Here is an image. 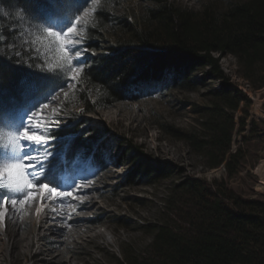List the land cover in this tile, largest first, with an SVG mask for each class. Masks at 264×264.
<instances>
[{
	"label": "trees",
	"instance_id": "1",
	"mask_svg": "<svg viewBox=\"0 0 264 264\" xmlns=\"http://www.w3.org/2000/svg\"><path fill=\"white\" fill-rule=\"evenodd\" d=\"M145 1L151 5L135 21H122L127 37L105 49L95 42L89 44L101 50L86 57L89 68L99 72L93 77H85L83 72L78 75L74 92L66 101V105L74 101L82 107L81 112L71 111L67 122L73 136L59 146L52 141V151L58 147L61 151L62 170L57 176L60 187L61 176L71 171L80 156L90 157L102 168L107 165V144H99L100 127H87L86 114L139 99L137 92L144 86L161 83L197 90L218 80L220 85L206 93L208 104L199 107L197 127L165 128L200 157L204 171L225 164L223 177L209 180L190 175L174 185L159 222L148 226L151 242L139 252L124 249L122 257L113 258L114 264H264V192L247 196L230 182L249 165L247 149L242 144L234 149L236 135H241L246 144L264 138V118H250L252 97L232 80L221 62V56L232 55L249 87L264 88V0H209L199 9L171 0ZM113 3L99 0L88 5L93 7L90 17L95 23L89 29L90 38H97L115 20ZM120 4V0L115 1V5ZM25 6L26 0H0V34L4 35L0 58L27 72L55 70L57 67L43 66L33 52L18 47L14 39L18 35L11 33L12 29L19 31V20H10L7 13L15 17L20 12L26 17ZM8 44L14 47L9 49ZM17 51L20 57L15 55ZM17 60L20 64L15 63ZM121 72L126 79L120 80ZM199 72L201 78L197 80ZM114 81L120 84L112 87ZM133 84L139 88L130 93L127 89ZM146 155L144 151L135 155L130 184H137V178L157 182L170 176L164 162L153 167Z\"/></svg>",
	"mask_w": 264,
	"mask_h": 264
},
{
	"label": "rangeland",
	"instance_id": "2",
	"mask_svg": "<svg viewBox=\"0 0 264 264\" xmlns=\"http://www.w3.org/2000/svg\"><path fill=\"white\" fill-rule=\"evenodd\" d=\"M115 1L111 11L116 18L101 30L97 38L89 36L90 27H95L90 17L92 10L87 14H81L75 33L76 39L82 41L83 46L89 49L86 57L101 51L92 49L89 46L92 42L105 49L127 37L128 32L123 30L122 21L127 19L130 22L135 21L137 15L151 5L145 0H120V5H115ZM171 1L181 6L199 9L209 0ZM7 15L10 20H19V31L16 33L18 36L14 38L18 47L33 52L47 68L58 67L63 63V52L58 47L55 51L52 50L53 45L49 43L46 34L41 38L29 26L30 21L20 12H16L15 17L9 13ZM221 62L232 80L252 97L250 118H264L262 108L264 88L252 90L249 87L232 55L221 56ZM72 75L76 76L74 86L61 91L55 100H51L47 107L37 109L31 120L27 121L33 128L45 130L46 127L51 128L58 117L69 122L71 111L81 112V105L74 101L66 105V101L74 92L78 77L75 73ZM195 78L199 80L201 73H197ZM219 85L218 80H211L208 86L200 89L183 90L170 88L161 83L153 84L150 87L144 86L137 92L139 99L122 101L97 113L86 114L85 117L89 119L88 128H101L97 135L100 136L101 146L107 144L105 148L107 165L102 168L90 157L80 156L71 171L61 176V187L57 189V192L67 191L68 199L64 204L53 205L51 211L54 213L62 209L72 199H77L80 203L89 202L88 206L79 209L74 216L64 214L63 223L61 220L48 221L46 228L57 222L58 226L63 228V232L43 231L41 234L46 236L41 239L35 236L33 238L35 245L27 254L25 252L27 243L24 239L31 230L27 203L29 199L37 197L40 190L35 186L27 189L30 195L24 198L23 204L19 201L14 204L21 215L23 229L20 237L23 240L15 252L12 251L11 245L6 247L4 257H0V264H114L113 258L122 257L126 248L138 252L145 249L153 238L148 226L159 222L166 198L174 185L190 175L209 180L221 179L224 175L222 167L204 171L200 157L183 141L171 136L165 128L174 126L192 130L197 127L200 120L199 107L206 106L209 101L206 95L208 89ZM239 114H242V111H239ZM21 123L17 115L7 126L0 125V165L12 158L10 145L18 141L10 133H14ZM63 125L65 124H61L60 127ZM241 137L236 135L234 149L241 144L247 149L249 165L230 182L237 191L257 197L264 192V138L246 144ZM45 139L42 137V140ZM141 151L147 154L146 158L153 167L164 162L163 167L170 171V176L162 177L157 182H151L146 177L137 178V184H130L129 176L135 165L134 157L140 155ZM19 179L15 174L10 177L5 172L0 176V185L14 184ZM73 184L75 187H72ZM77 189L86 190V193L78 195ZM7 191V188H0V195ZM6 203L13 205L7 201H0V209ZM71 205L77 207L76 204ZM80 217L83 220L77 225H71L68 220L74 221Z\"/></svg>",
	"mask_w": 264,
	"mask_h": 264
},
{
	"label": "snow or ice",
	"instance_id": "3",
	"mask_svg": "<svg viewBox=\"0 0 264 264\" xmlns=\"http://www.w3.org/2000/svg\"><path fill=\"white\" fill-rule=\"evenodd\" d=\"M93 2L99 3V0H26L23 13L30 21L29 26L41 38L46 34L53 45L52 50L58 47L64 54V60L55 70L41 68L40 72H27L0 58V125L7 126L17 115L22 122L14 133H10L18 141L10 145L12 158L0 165V176L7 172L10 177L15 174L20 179L14 184L0 185V188L8 189L0 195V201L13 205L19 201L23 204L24 198L30 195L27 189L34 186L58 196L68 195L67 191L57 192L60 188L57 176L62 170V161L59 147L57 151H52V141H56L59 146L71 140V125L58 117L51 128L41 130L33 128L27 121L31 120L37 109L47 107L51 100H55L61 91L74 86L76 76L73 73L78 76L83 72L85 77H93L99 72V69L89 68L90 61L85 56L89 49L76 39L75 33L81 13L91 11L88 5ZM11 33L15 35L16 30L12 29ZM2 40L4 35L0 34ZM7 46L9 49L14 47L13 44ZM15 55L20 57L21 54L17 51ZM20 62L15 61L16 64ZM126 77L125 73H119L120 80ZM119 84V81H114L112 87ZM138 88V84H133L127 91L135 92ZM61 124L67 126L61 128ZM42 137L46 139L42 140ZM57 203L64 204L65 201L59 200Z\"/></svg>",
	"mask_w": 264,
	"mask_h": 264
},
{
	"label": "bare ground",
	"instance_id": "4",
	"mask_svg": "<svg viewBox=\"0 0 264 264\" xmlns=\"http://www.w3.org/2000/svg\"><path fill=\"white\" fill-rule=\"evenodd\" d=\"M76 193L81 195L86 193V190L77 189ZM66 199H68V195L58 196L56 193H49L47 190H38L37 197L29 199V202L27 203V214L30 218L31 230L28 237L24 239L27 243L25 250L27 254L30 251V248L35 245L33 239L35 236H38L40 239L43 236H46L41 234L43 231H53L55 233L63 232V228L59 227L57 222L46 228V223L48 221H64L62 218L64 214L74 216L79 209L85 208L89 204V202L80 203L77 199H72L65 207L62 206V209H59L54 213L51 211V208L53 205L57 204V201H65ZM46 201H49L47 205L45 204ZM71 203L74 205L76 204L77 207H73ZM18 211L19 209L15 205H8L7 203L2 205L0 209V217H2L0 218V257H4L5 249L9 245L12 246V251L15 252L23 240L20 237L23 223ZM54 215L56 216L54 217ZM68 220L71 225H77L83 219L80 217L76 218L74 221L70 219ZM69 230L71 231V229Z\"/></svg>",
	"mask_w": 264,
	"mask_h": 264
},
{
	"label": "water",
	"instance_id": "5",
	"mask_svg": "<svg viewBox=\"0 0 264 264\" xmlns=\"http://www.w3.org/2000/svg\"><path fill=\"white\" fill-rule=\"evenodd\" d=\"M222 168L225 170V164L222 166Z\"/></svg>",
	"mask_w": 264,
	"mask_h": 264
}]
</instances>
